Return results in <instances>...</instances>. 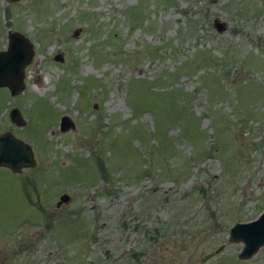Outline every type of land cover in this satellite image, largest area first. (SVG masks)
Instances as JSON below:
<instances>
[{"label": "rangeland", "instance_id": "1", "mask_svg": "<svg viewBox=\"0 0 264 264\" xmlns=\"http://www.w3.org/2000/svg\"><path fill=\"white\" fill-rule=\"evenodd\" d=\"M10 29L35 165L0 166V264H264L228 241L264 208V0H0Z\"/></svg>", "mask_w": 264, "mask_h": 264}, {"label": "water", "instance_id": "2", "mask_svg": "<svg viewBox=\"0 0 264 264\" xmlns=\"http://www.w3.org/2000/svg\"><path fill=\"white\" fill-rule=\"evenodd\" d=\"M13 1V0H11ZM224 22L215 20L217 30H222ZM8 42L5 49H0V86L8 88L10 95H15L23 90L24 66L31 60L34 49L32 43L23 33L9 30ZM58 58V56H57ZM9 119L16 125H24L25 119L19 108H10ZM74 123L67 114L61 115L59 128L62 131L73 128ZM35 165L32 147L10 130L0 133V166L9 168L12 172H19L24 167ZM67 194L60 196L57 204L66 201ZM229 242H242V247L237 252L239 259H247L254 255L260 246L264 245V208L250 220L236 221L228 230ZM219 245L216 251L222 247Z\"/></svg>", "mask_w": 264, "mask_h": 264}, {"label": "trees", "instance_id": "3", "mask_svg": "<svg viewBox=\"0 0 264 264\" xmlns=\"http://www.w3.org/2000/svg\"><path fill=\"white\" fill-rule=\"evenodd\" d=\"M162 77H164V79L163 80H165L166 79V76L164 75H162ZM162 77L160 76H158L157 78H156V81L157 82H159V81H161L162 80ZM132 80H134V79H132ZM134 82V81H133ZM132 82V83H133ZM150 82V81H149ZM159 83H161V82H159ZM147 85V89H150V88H157V87H153L154 85L153 84H146ZM171 93V91H160V90H157V91H155V90H152V93H154V94H156V95H168V93ZM173 105H174V107H175V109H176V116L178 117V118H176V119H181L182 117L181 116H179L178 114H177V112L181 115H184V113H185V111H184V108L181 106V104H174V103H172ZM137 109V108H136ZM175 116V117H176ZM175 117H174V119H175ZM174 119H173V121H174ZM159 119H158V117L156 116V125H155V128H157V127H159ZM183 125V123H181V126ZM130 129H129V131L131 130V126L129 127ZM136 130V129H135ZM156 130V129H155ZM157 132V131H156ZM156 134V133H155ZM96 160H97V163H98V166H100V161H101V158H99V157H97L96 158ZM102 162V161H101Z\"/></svg>", "mask_w": 264, "mask_h": 264}]
</instances>
